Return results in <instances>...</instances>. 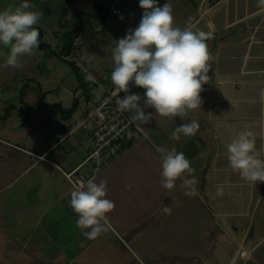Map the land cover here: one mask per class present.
I'll use <instances>...</instances> for the list:
<instances>
[{"label": "crops", "instance_id": "0c3cea01", "mask_svg": "<svg viewBox=\"0 0 264 264\" xmlns=\"http://www.w3.org/2000/svg\"><path fill=\"white\" fill-rule=\"evenodd\" d=\"M21 2L0 0V9ZM95 2L29 0L32 11L42 12L39 47L19 58V68L6 66L0 54V264H264L261 182L242 179L229 166L225 148L248 130L264 158V7L258 0L165 1L175 26L211 33L201 108L183 120L145 108L153 116L146 124L137 121L145 137L91 179L106 181V198L115 207L107 214L106 232L89 240L87 229L76 225L69 203L75 186L64 173L82 163L86 174L94 172L85 162L89 132L74 128L84 104L81 80L63 52L64 36L81 28L73 33L81 41L95 22L109 24L103 60L92 47L87 53L78 47L87 66L103 75L114 69L117 41L143 15L119 8L113 13L107 2L102 4L110 14L101 22L93 17ZM144 93L139 87L133 93L142 105ZM192 121L199 124L193 135L171 139L176 127ZM161 147L185 154L195 168L194 185L181 186L192 178L185 174L171 192L161 187ZM163 206L170 215L159 212Z\"/></svg>", "mask_w": 264, "mask_h": 264}, {"label": "clouds", "instance_id": "9594fccd", "mask_svg": "<svg viewBox=\"0 0 264 264\" xmlns=\"http://www.w3.org/2000/svg\"><path fill=\"white\" fill-rule=\"evenodd\" d=\"M144 10L138 26L129 29L112 50L114 69L111 82L119 92L129 93V85L145 89L143 97L128 94L117 100L118 109L131 113L133 121L146 124L153 119L145 113L146 107L155 109L158 117H179L183 120L189 112L201 108L203 85L209 82L208 72L211 54L207 41L210 32L193 30L191 24L184 28L175 26L172 7L165 3L157 6L156 0H139ZM34 4L22 0L0 9V46L7 49L6 66L21 67L19 58L31 55L39 47L40 33L36 27L42 12L32 11ZM258 7H264V0H258ZM199 128L196 121L181 124L173 131L171 139L180 140L181 135L190 136ZM229 166L242 179L257 183L264 182V158L256 151L255 135L248 130L240 131L225 145ZM162 171L160 185L171 192L176 182L182 180V187L196 183L189 159L176 148H159ZM188 194V193H186ZM217 195H223V187L217 188ZM107 196V183L81 181L70 193V207L77 214L76 225L84 236L95 240L107 230V214L115 204ZM171 208L163 206L159 212L171 214Z\"/></svg>", "mask_w": 264, "mask_h": 264}, {"label": "built area", "instance_id": "2783aa9c", "mask_svg": "<svg viewBox=\"0 0 264 264\" xmlns=\"http://www.w3.org/2000/svg\"><path fill=\"white\" fill-rule=\"evenodd\" d=\"M79 37L74 38L73 50L68 59L78 68L82 78L78 89L84 104L80 119L74 128H85L91 138V149L85 162L90 163L94 172L86 174L83 164L70 171H64L66 177L75 187L78 183L87 182L96 173L108 166L122 153L129 149L138 139L145 137V132L137 121H133L131 113L121 112L117 100L125 95L133 94L138 88L134 83L129 85V93L119 92L111 82V71L98 75L91 70L78 53ZM247 256L246 251L241 252Z\"/></svg>", "mask_w": 264, "mask_h": 264}, {"label": "rangeland", "instance_id": "374dc122", "mask_svg": "<svg viewBox=\"0 0 264 264\" xmlns=\"http://www.w3.org/2000/svg\"><path fill=\"white\" fill-rule=\"evenodd\" d=\"M166 0H156L157 6H163ZM101 3L106 4L107 2L112 6L113 13H116V8L121 10L123 9L124 12L129 10V13L136 14V13H143V9L139 6V0H122L128 4L126 8V4H120V1L117 2L113 1H106L100 0ZM177 9V8H176ZM128 12V11H127ZM115 15V14H113ZM95 22V21H92ZM91 23V22H89ZM110 29L109 24H105L102 26L95 22V27H88L84 33L81 34V41L80 46L82 47V51L84 50L85 53L88 52V47H92L95 51L98 52L99 57L103 60L104 52H105V40L108 38L106 35ZM109 47V46H108ZM107 47V48H108ZM86 55V54H85ZM82 58V57H81Z\"/></svg>", "mask_w": 264, "mask_h": 264}, {"label": "trees", "instance_id": "16d2710c", "mask_svg": "<svg viewBox=\"0 0 264 264\" xmlns=\"http://www.w3.org/2000/svg\"><path fill=\"white\" fill-rule=\"evenodd\" d=\"M95 5H96V8H97V13L93 15V17L97 20H100L101 22H105L110 14V8L103 5L102 3L99 2V0H96L95 2ZM81 28L79 29H75L73 31H71L70 33H67L65 34L64 38H65V41L67 42L66 44V48L63 50V52L66 54V55H69L72 50H73V43H74V38L75 36L73 37V33L75 31H80ZM45 46V44H40V46ZM74 69L77 71V74L81 80L82 76L78 70V68L75 66V64L73 62H71Z\"/></svg>", "mask_w": 264, "mask_h": 264}, {"label": "water", "instance_id": "95a60500", "mask_svg": "<svg viewBox=\"0 0 264 264\" xmlns=\"http://www.w3.org/2000/svg\"><path fill=\"white\" fill-rule=\"evenodd\" d=\"M261 193L264 195V182H261Z\"/></svg>", "mask_w": 264, "mask_h": 264}]
</instances>
